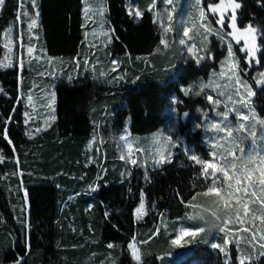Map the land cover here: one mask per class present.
<instances>
[{"label": "trees", "instance_id": "1", "mask_svg": "<svg viewBox=\"0 0 264 264\" xmlns=\"http://www.w3.org/2000/svg\"><path fill=\"white\" fill-rule=\"evenodd\" d=\"M135 1L140 17L128 10L126 0H104L111 36L99 50L102 61L91 65L92 53L83 39V0H36L46 51L70 55L66 59L75 68H64L54 82L55 119L31 136L24 122L18 67H0V153L4 156L0 162V264H91L105 254L113 258V264H241L232 244L225 254L211 247L222 236L214 227L215 217L212 228L197 223L198 217L184 218L189 210L186 205L195 203L193 197L211 183L202 175V166L188 157L195 154L208 159L211 148L196 111L198 106L210 107L205 92L185 94L181 85L206 76L223 55L224 45L215 48L212 61L197 64L191 57L180 61L172 75L168 64L172 53L160 44L151 0ZM237 1L241 4L238 23L250 22L257 28L260 50L256 56L258 65H264L260 35L264 0ZM17 4L18 0H6L1 7L0 33L15 16ZM170 43L176 53L181 52L175 40L168 39ZM216 46L218 39L212 37L209 47ZM110 54L120 64L103 75L99 66L107 65ZM74 58L78 63L72 64ZM245 78L253 89L250 104L264 119V82L258 87L248 73ZM172 103L178 113L186 110L188 114L177 128L187 148L176 144L171 162L151 165L142 139L138 141L143 147L141 156L148 159L149 167L134 166L122 174L124 162L116 155L114 141L106 139L98 159L83 163L84 144L93 132L115 130L126 122L132 133L152 131L167 121V107ZM5 127L8 140L2 135ZM141 191L145 213L137 219L134 207ZM161 217L169 223L167 230L157 227ZM180 218L182 225L205 228L183 250L171 244ZM133 237L143 250L140 261L131 259L127 246ZM258 246L250 248L248 256L259 258L247 257L244 264H264V256H259L263 248Z\"/></svg>", "mask_w": 264, "mask_h": 264}, {"label": "rangeland", "instance_id": "2", "mask_svg": "<svg viewBox=\"0 0 264 264\" xmlns=\"http://www.w3.org/2000/svg\"><path fill=\"white\" fill-rule=\"evenodd\" d=\"M230 2L238 3L237 0H224L225 5H228ZM213 3H220V0H200L199 6H197L196 0H171V2H169V0H151V7L154 11V17L159 26L161 39L166 41L167 47H170V54L172 53V60L168 62L170 65V73L172 75L176 73L177 64L180 61H184L189 57L196 61V58L199 56L205 57V59L201 60L200 63L204 60L212 61L215 58V48L219 47L221 44L224 45L225 50L223 55L220 59L218 58L215 67L209 69L206 76H198L192 79L188 84L181 85L182 91L185 89H190V91L193 93L205 92L207 100L208 96L210 95L212 96L213 101L217 99L221 101V104L216 106L214 103L208 100L210 105L209 108L202 109L201 106H198L196 109V111L200 112V124L203 129L204 140L211 148L210 157L205 160L217 162L211 156V152L213 151L211 145L214 139L224 137L226 133H217L216 131L210 129V125L212 123L220 122L223 119L222 116L217 115V112L223 113L226 108L231 109V111L228 112V121L234 127H238L239 123H244L246 126L245 129L238 133V135L243 140L241 147L247 149L252 145V141L254 139L257 141L256 147L258 149L260 148L261 144L264 143V141H261L260 137L262 126L258 124V120H261V118L257 115L255 112L256 110H254L250 104L251 98L247 95V89L236 82V77H232L231 80H228V77L231 76L230 65L235 63L239 66L237 68V76L239 77V80L241 82L246 81L253 92L251 87L252 85L248 79L246 80L245 75L248 73L255 85H257L256 80L258 79L263 83L264 77H262L260 74L264 73V65H258L257 61L259 60H257V56L255 59L249 62L250 58L246 55L247 48L244 37L240 36L237 33V30L230 26L233 9L228 7L227 11L223 13L225 22L222 25L221 23H218V21L221 19L222 13L220 11L215 13L210 11L209 5ZM126 5L128 10L133 13L138 11L135 0H126ZM83 9V39L85 46L88 50H90V53H92L91 57L93 59L90 58V64L92 65L94 61H98V63L102 61L101 58H99L100 55L98 53L100 52V48L107 45V43L110 41L111 27L107 19L104 0H83ZM201 10H203L205 13L203 19H201L199 15ZM237 10L238 9H235V12L238 16L239 12H237ZM35 11H37V9H32V0H18L15 16L2 27L0 33V45L2 48L0 55V67L12 66L14 64H16L18 67L19 92L25 104L24 122L26 124V131L28 135L34 134L41 128H46L51 123L53 120L52 117H55L53 105L55 97L54 82L62 70H64V68H70V70H72L74 67L70 65V60L66 59L70 55L51 54L46 51L41 39L38 19L37 26L35 28H29L28 25L31 23V20L28 16H25L24 13L29 12L34 16ZM249 24L254 27V25L250 22H245V25H243L239 24L237 21V28H239L240 31H243V29L248 27ZM185 27L189 29V36L192 37V39L184 37L183 29ZM253 35H256V33ZM212 37H216L218 39V46L210 49L209 44ZM171 38L177 42L181 52H175L173 43H170L168 46V39ZM181 38L185 39V45L179 44V39ZM190 46L194 47V54L187 52V47ZM229 46H231L233 52V56L231 58L228 56ZM162 48H164V45H162ZM29 49H31V51H29ZM84 49L87 50L86 48ZM172 49L176 53L175 57L173 56ZM113 61L116 63L114 64ZM72 62H74L72 64L78 63V58L72 59ZM119 64V58L110 54L107 65L105 66L101 63L99 66V72L101 74L103 73L104 75L105 73L110 72L111 69H116ZM202 85L210 86L204 87L202 90ZM217 85H220L221 87H217ZM258 87H260V84ZM237 89H239V94L236 93ZM220 92H223L224 95H219ZM229 94H232L231 101L228 99ZM241 96L244 97L247 105L243 108H241L240 103H233V101H239ZM29 97H31V99H29ZM171 98L172 102H174L176 97L173 95ZM235 109H241L239 115L236 113ZM167 112L169 113L167 121L160 124L152 131L132 133L129 130L128 122H126L123 127L118 126L115 128V130L112 128L107 130L105 133H103V131L100 129L96 130L91 134L84 144L82 155L83 163L85 165H89L91 162H94L96 159H98L97 155L100 153L102 154V149H104L103 142L106 139H111L114 141L113 147L115 149L116 155L124 162L121 172L122 174L129 173V170L134 166H136L135 168L141 169H146L149 167V164H145V161L148 159L141 156L143 147L145 150L149 151L148 153L151 154V165H158L155 163V161L159 159L157 151L161 147L164 149L165 156H167L168 152L173 153L174 148L171 147V144H178L181 147L187 148L183 140V135L177 134L179 120L185 121L187 117L185 113H187V111L185 110L181 113H178L175 104L172 103L167 107ZM241 115H246L249 117V119L241 120ZM249 124H255L256 127L254 129L249 128ZM253 131L257 133L255 137L251 135ZM167 135L173 137L171 143H168L162 139L163 136ZM121 137H123V139H121ZM149 137H151V139H148ZM156 137H160L159 143H157L154 139ZM142 139L143 143L141 145L143 147L139 146L140 144L138 143V141H141ZM129 147H131V152H129ZM228 147H230V143H224L221 141V144L217 145L215 151L219 155L224 148ZM253 155L256 154L254 153ZM121 156H124L125 159H121ZM237 157H241L239 162L242 163L243 157L238 150ZM131 160H136L137 163L133 164L131 163ZM257 166L258 160L248 164V167L250 168H255ZM254 175L258 177V172L254 173ZM232 183L234 184V180ZM22 190L25 193L24 188H22ZM205 191H203V193ZM249 191H256L257 196H247L244 197V199L254 201L253 203H250L249 207L254 210V215H260L261 213L259 211H255L261 207L258 201V188L250 189ZM141 193L143 192H140L139 199L134 207V216L137 219H140L145 213V198L143 194V214L139 216L137 214V209L141 203ZM203 193L193 198L192 201H195V203L189 204V210L185 213L184 217L189 219V216H195L201 219L202 216L203 219L197 221V223H201V226L203 225L205 227L208 225V228H212L213 226H211V220L214 217L211 215V213L216 210L217 205L215 201L218 198L214 194L204 196ZM240 195L243 196V193ZM235 207L236 205L233 201V209H235ZM205 209H207V211H205ZM197 213H199V215H196ZM218 215L221 221L228 218V214L225 212H219ZM240 216L241 218H244L242 209L240 211ZM180 219H177L178 222L176 226V233L171 237V240L174 239L184 228L188 227V229L191 230L197 229L190 225L184 227L181 222L183 218ZM251 219L252 217L249 215L247 217L249 222L241 224L238 220H236V214L235 211H233L231 218L229 219V223L226 225L228 239L232 241L229 244H232L233 247H235L234 249L238 251L239 258L244 256L249 258L248 250L250 248L253 249L254 245H260L261 243H264V241H259V237H257V241L249 246L252 233L264 231V224H262L259 219L254 221V225L251 223ZM165 224L168 225L169 223L168 221L164 222V217H161L159 218L157 227H162L167 230ZM244 228H249L250 231L246 233L243 231ZM225 234L226 233H221L222 236L220 241H212V243L222 244V238L225 236ZM190 238L191 236L184 237L183 240H181L179 244L174 245V247H178V250L187 248V245H189L192 239ZM236 241H239V243H236ZM139 243L136 241V238L133 237L127 244L131 259L133 261L136 260L132 256V248H130V245L135 246L141 257V252H143V250L140 249ZM107 244H112V242H108ZM229 244L226 246L222 244V246L225 247L224 254L228 253ZM240 249H244V252L242 253ZM263 249L262 251H264ZM113 262V258L108 256V254H105L103 258L98 260V262L94 261V263L91 264H113Z\"/></svg>", "mask_w": 264, "mask_h": 264}, {"label": "snow or ice", "instance_id": "3", "mask_svg": "<svg viewBox=\"0 0 264 264\" xmlns=\"http://www.w3.org/2000/svg\"><path fill=\"white\" fill-rule=\"evenodd\" d=\"M6 0H0V7H2L5 4ZM171 2V0H169ZM197 6L200 5V0H196ZM231 7L233 9L232 15H231V27L233 29L237 30V33L244 37L245 44L247 48L246 55L250 58L249 62H251L253 59L256 58V53L260 49L257 48L256 40L257 36L253 35L257 32V28L253 27L251 24H249L248 27L244 28L243 31H240L239 28H237V14L235 12V9L241 8L240 3H232L230 2L228 5H225L224 0H220V3H213L209 5L210 11L215 13L217 11H220L222 13L220 21L218 23L225 22L223 13L227 11V8ZM38 8L36 0H32V9L35 10ZM25 16H28L31 20V23L28 25L29 28H35L37 26V18L39 16L38 11H35V15L33 16L32 13L25 12ZM137 17L141 16V12L137 11L135 13ZM201 19L204 18L205 13L203 10L199 13ZM183 35L184 37H188L189 39H192V37L189 36V29L185 27L183 29ZM261 39H264V27L261 28ZM186 41L185 39L181 38L179 39L180 45H185ZM161 45H164L167 47L166 41L164 39H161L160 41ZM31 51V49H29ZM188 53L194 54V47L190 46L187 47ZM228 56L231 58L233 56L232 48L229 46L228 48ZM205 59L204 56H199L196 58V63L199 64L201 60ZM259 62V61H257ZM115 64L116 62L113 61ZM239 66L235 63L230 65L231 69V76L228 77V80H231L232 77H236V82L238 84H241L242 87L247 89V95L248 97H251L253 95V92L251 88L248 86L247 82H241L239 80V77L237 76V68ZM115 70V69H113ZM103 74V73H102ZM262 77H264V73L260 74ZM261 80H256V84H261ZM210 85H202V90L204 87H208ZM226 86V85H225ZM217 87H221L220 85H217ZM185 94H188L190 89H185ZM236 93L239 94V89L236 90ZM200 92H197L196 95H200ZM219 95H224L223 92H220ZM31 99V97H29ZM228 99L232 100V94L228 95ZM208 100L212 103H214L216 106H219L221 104V101L219 99L213 101L212 96H208ZM233 103H240L241 108L246 107V102L243 96L240 97L239 101H233ZM231 111V109H227L221 113L217 112L218 116H222L223 119L220 122L212 123L210 125V129L219 132H224L226 135L224 137H221L219 139H214L213 143L211 145L213 151L211 152V156L214 160L217 162H211L208 160H205L203 156H197L195 154L189 155V159L195 161L197 164H200L202 166V175L205 177V180H210L211 184L210 186H207L206 191L203 193L204 196H208L209 194H214L218 199L215 201L217 207L216 210L211 213L213 217L216 218L217 223L214 225L216 229H218L219 233H226L225 236L222 238V244L228 245L232 241L228 239V235L226 232V225L229 223V219L231 218L232 212L235 211L236 214V220H238L241 224L249 222L247 220V217L251 215V223L254 225V221L259 219L262 224H264V143L261 144L260 148L258 149L256 147L257 141L254 139L252 141V145L245 149L244 147H241L243 144V140L238 135L243 129H245L244 123H239L238 127H234L229 121H228V112ZM236 113L239 115L241 112V109H235ZM187 115V113H185ZM52 119L54 120L55 117L53 116ZM241 120H248L249 117L246 115L240 116ZM11 121V117L8 118V122ZM258 124L262 126L260 131V137L261 141H264V119L258 120ZM223 125V126H222ZM249 128H255V124H249ZM39 131V130H38ZM3 138L5 140H8V133L7 128L5 127L3 133ZM31 136V134H29ZM253 137L257 135L255 131L251 133ZM123 139V137H121ZM157 143L160 142V137L154 138ZM162 139L164 141H167L168 143H171L173 137L170 135L163 136ZM221 141L224 143H230V147L224 148L223 151L218 155L215 149L217 148L218 144H221ZM11 143V141H8ZM176 144H171V147L175 148ZM222 146V145H221ZM237 150L239 153L242 154L243 162H239L241 160V157H237ZM13 151L15 149L13 148ZM129 152H131V147H129ZM256 155H253V154ZM157 155L159 156V159L155 161L156 164H163L171 162V156L172 153L168 152L167 156L164 154V149L161 147L157 151ZM121 159H125L124 156H121ZM258 160V166L255 168L248 167V164L251 162H255ZM0 162H4V156L2 153H0ZM18 162V161H17ZM131 163L136 164V160H131ZM210 170V171H209ZM258 172V177L254 175V173ZM83 178V177H81ZM234 180V184L232 181ZM258 180V184H257ZM91 190L95 191V187L90 186ZM259 191V197L258 201L261 207L258 210L261 214L260 215H254V210L249 207L250 203H253L254 201L245 200L244 197L247 196H257L256 191H249L250 189H257ZM243 193V196L240 194ZM195 198V197H193ZM233 201L235 202V209H233ZM183 203V200L181 201ZM189 205H186L188 207ZM243 210L244 218H241L240 211ZM144 210V203H143V193H141V203L139 208L137 209V214L142 215ZM207 211V209H205ZM219 212H225L228 214V218L221 221L220 217L218 215ZM196 215H199L197 213ZM195 216H189V219H194ZM201 219L203 217L201 216ZM204 227H198L196 230H191L188 228L182 229V231L171 240V244L176 245L179 244L181 240H183L186 236L195 237L199 233L204 232ZM211 231V230H209ZM244 232H249V228H244ZM257 237H259V241H264V231L260 232H253L251 235V241L249 242V246H251L252 243L257 241ZM236 243H239V241H236ZM221 243H211V247L213 249H219L221 252L225 251V247L222 246ZM109 248H112L113 245L109 244ZM261 248H264V243L260 244ZM130 248H132V256L136 261H140L141 257L138 253V250L135 248L134 245H130ZM240 251L243 253L244 249H240ZM259 256H264V251L259 253ZM259 257H251L249 256V259H258ZM16 264H20L19 261L16 262ZM241 264H244L243 259H241Z\"/></svg>", "mask_w": 264, "mask_h": 264}, {"label": "crops", "instance_id": "4", "mask_svg": "<svg viewBox=\"0 0 264 264\" xmlns=\"http://www.w3.org/2000/svg\"><path fill=\"white\" fill-rule=\"evenodd\" d=\"M185 218V217H184ZM186 219V218H185ZM184 227H187L186 225H184ZM188 228V227H187ZM260 247V245L258 246ZM236 258L239 260V263H241V259L243 260H248L246 256L242 257V258H239V255H238V251H236Z\"/></svg>", "mask_w": 264, "mask_h": 264}]
</instances>
